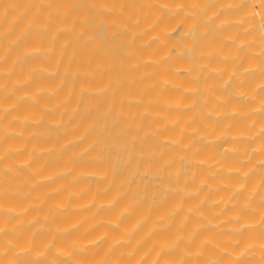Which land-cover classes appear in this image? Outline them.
<instances>
[{"label": "bare ground", "instance_id": "6f19581e", "mask_svg": "<svg viewBox=\"0 0 264 264\" xmlns=\"http://www.w3.org/2000/svg\"><path fill=\"white\" fill-rule=\"evenodd\" d=\"M0 264H264V0H0Z\"/></svg>", "mask_w": 264, "mask_h": 264}]
</instances>
